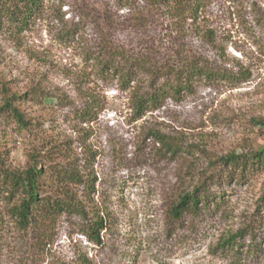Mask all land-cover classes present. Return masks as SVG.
<instances>
[{
	"label": "rangeland",
	"instance_id": "374dc122",
	"mask_svg": "<svg viewBox=\"0 0 264 264\" xmlns=\"http://www.w3.org/2000/svg\"><path fill=\"white\" fill-rule=\"evenodd\" d=\"M10 5L19 20L0 11V106L20 95L32 121L21 129L0 113L4 167L22 172L36 151L44 168L76 177L56 192L73 205L26 227L0 195V264H264V169L211 183L218 207L172 213L225 172L222 157L264 148V0H207L195 19L160 0H41L30 16ZM111 44L141 64L132 83L100 71L95 56ZM183 59L218 77L139 114L150 71L161 74L153 90L166 86Z\"/></svg>",
	"mask_w": 264,
	"mask_h": 264
},
{
	"label": "trees",
	"instance_id": "16d2710c",
	"mask_svg": "<svg viewBox=\"0 0 264 264\" xmlns=\"http://www.w3.org/2000/svg\"><path fill=\"white\" fill-rule=\"evenodd\" d=\"M22 3L26 16H30L38 9L41 0H0V11L9 19L19 20L16 17L17 10H14L10 5L11 2ZM168 5L177 15L188 13L191 18H197L202 6L207 0H160ZM11 6V7H10ZM26 21V20H24ZM23 25V22L20 24ZM104 54L109 57L103 59L95 56L98 62L100 71L107 74L112 71L113 76H119L124 84H130L135 80L136 73H133L130 68L141 64L135 59L129 58L118 50V47L111 45L103 46ZM106 51V52H105ZM102 53V54H103ZM125 60L128 69L125 71L119 70L120 64L118 59ZM136 61V62H135ZM176 70H174V80L168 81L167 85H161L153 90L157 84L161 74L150 71L152 77V90L144 94L136 93V109L139 114H142L151 103H156L160 97L166 94L167 90H173L180 94L183 91H191L196 78L205 77L207 79H215L218 77L212 69L201 64L198 60H182ZM125 67V66H124ZM126 69V68H125ZM222 76V75H221ZM220 77V76H219ZM21 96L17 94H8L5 97V102L0 106V113L6 112L11 115L15 122L18 123L21 129H27L32 119L18 105L17 101ZM157 138L163 143L165 148L178 154L181 149L179 144H175L165 136L157 135ZM3 156L0 151V195L7 193L4 197L10 204V212L16 218L21 227H26L29 223L37 220L42 216H49L55 212L68 209L69 205H73L70 201L57 195L56 192L64 189L68 180L76 177L73 171L65 168H44L41 154L33 152L30 154V164L22 172L11 171L4 167ZM225 165V172H220L209 177V181L205 180L194 191L187 192L181 196L180 201L172 206V213L176 217H181L185 213H199L203 209L210 207H218L223 203L224 197L222 193H212L210 190L211 183H220L223 179L228 180V176L232 175L240 179L247 177L250 174H255L264 169V148L245 152H231L221 158ZM260 204L264 206V190L260 198ZM99 223V222H98ZM98 227H102L99 223ZM93 237L99 239V234L93 230ZM222 244L227 249L234 250L238 242L234 237H228Z\"/></svg>",
	"mask_w": 264,
	"mask_h": 264
}]
</instances>
